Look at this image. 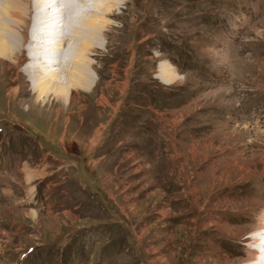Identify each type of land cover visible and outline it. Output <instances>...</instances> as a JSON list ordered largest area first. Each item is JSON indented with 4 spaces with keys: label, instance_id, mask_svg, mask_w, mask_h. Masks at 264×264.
I'll return each mask as SVG.
<instances>
[{
    "label": "rangeland",
    "instance_id": "1",
    "mask_svg": "<svg viewBox=\"0 0 264 264\" xmlns=\"http://www.w3.org/2000/svg\"><path fill=\"white\" fill-rule=\"evenodd\" d=\"M121 2L88 89L0 76V264H230L264 212V0Z\"/></svg>",
    "mask_w": 264,
    "mask_h": 264
},
{
    "label": "bare ground",
    "instance_id": "2",
    "mask_svg": "<svg viewBox=\"0 0 264 264\" xmlns=\"http://www.w3.org/2000/svg\"><path fill=\"white\" fill-rule=\"evenodd\" d=\"M60 2L0 0V76L16 73L26 77V81L21 76L22 81L12 80L15 98L30 91L37 99L49 93L65 97L73 88L92 86L96 75L90 52L101 36L107 37L106 28L112 26L109 17H115L116 7L125 3ZM255 214H259L258 223L249 229L250 234L233 242L242 250L236 251L230 264H264V212Z\"/></svg>",
    "mask_w": 264,
    "mask_h": 264
},
{
    "label": "crops",
    "instance_id": "3",
    "mask_svg": "<svg viewBox=\"0 0 264 264\" xmlns=\"http://www.w3.org/2000/svg\"><path fill=\"white\" fill-rule=\"evenodd\" d=\"M177 75V74H176ZM177 78V77H176Z\"/></svg>",
    "mask_w": 264,
    "mask_h": 264
}]
</instances>
